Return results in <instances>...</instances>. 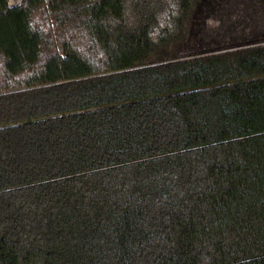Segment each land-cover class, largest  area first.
Segmentation results:
<instances>
[{
  "label": "trees",
  "instance_id": "1",
  "mask_svg": "<svg viewBox=\"0 0 264 264\" xmlns=\"http://www.w3.org/2000/svg\"><path fill=\"white\" fill-rule=\"evenodd\" d=\"M232 2L0 0V264H264L262 20L205 23Z\"/></svg>",
  "mask_w": 264,
  "mask_h": 264
},
{
  "label": "rangeland",
  "instance_id": "2",
  "mask_svg": "<svg viewBox=\"0 0 264 264\" xmlns=\"http://www.w3.org/2000/svg\"><path fill=\"white\" fill-rule=\"evenodd\" d=\"M230 1H233V2L230 3V5L228 4L229 7H226L225 5V9L218 11L216 14L213 15V17L212 16L207 17L206 18L207 22L205 23L206 24L210 23L211 26H215L216 29L217 28L219 29V27H221L219 24L226 19L235 20L234 23L235 24L237 23L238 25H240V23L243 22L244 25L249 26V27L258 25L257 23H252V21L262 20V22H260V25H258L257 27H259L260 29H262V31H264V0H255L257 1L256 4H254L253 2L251 4H248V2L241 4L240 0H237V2H234V0H230ZM258 1H260L259 2L260 4H258ZM242 5L244 6L251 5V7L253 8H250V10H248L249 7H246L247 10H245V7H243ZM220 6L221 4L218 1H216V3L214 4V10H219ZM243 13H245L244 15H246L244 21L241 18ZM240 20H242V22H239ZM257 27L252 28L250 30L252 31L256 29ZM235 29L238 30L239 27L235 26Z\"/></svg>",
  "mask_w": 264,
  "mask_h": 264
},
{
  "label": "built area",
  "instance_id": "3",
  "mask_svg": "<svg viewBox=\"0 0 264 264\" xmlns=\"http://www.w3.org/2000/svg\"><path fill=\"white\" fill-rule=\"evenodd\" d=\"M20 2H21V0H8V3L10 5H16V4L20 3Z\"/></svg>",
  "mask_w": 264,
  "mask_h": 264
}]
</instances>
